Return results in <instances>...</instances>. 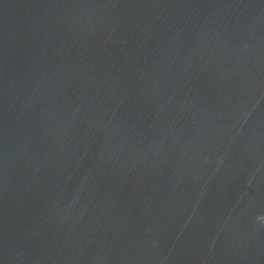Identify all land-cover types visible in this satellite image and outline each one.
I'll use <instances>...</instances> for the list:
<instances>
[{
  "label": "water",
  "instance_id": "95a60500",
  "mask_svg": "<svg viewBox=\"0 0 264 264\" xmlns=\"http://www.w3.org/2000/svg\"><path fill=\"white\" fill-rule=\"evenodd\" d=\"M0 264H264V0H0Z\"/></svg>",
  "mask_w": 264,
  "mask_h": 264
}]
</instances>
